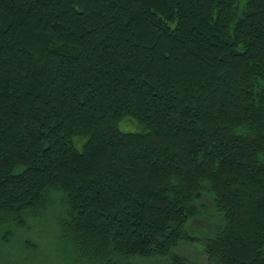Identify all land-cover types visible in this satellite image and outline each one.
<instances>
[{
	"label": "trees",
	"instance_id": "obj_1",
	"mask_svg": "<svg viewBox=\"0 0 264 264\" xmlns=\"http://www.w3.org/2000/svg\"><path fill=\"white\" fill-rule=\"evenodd\" d=\"M50 210L67 264H264V0H0V264Z\"/></svg>",
	"mask_w": 264,
	"mask_h": 264
},
{
	"label": "rangeland",
	"instance_id": "obj_2",
	"mask_svg": "<svg viewBox=\"0 0 264 264\" xmlns=\"http://www.w3.org/2000/svg\"><path fill=\"white\" fill-rule=\"evenodd\" d=\"M119 127L123 131H135L138 128L134 121L128 119L122 120ZM201 201L205 203V206L201 207L204 209V213L199 212L194 215L188 220L186 227L197 235H208L216 224L212 217L214 212L205 196L202 197ZM15 234L16 249L8 258L11 263L67 264L58 251L55 213L53 211L50 210L31 219L28 228H17ZM7 256L0 251L1 258H7ZM205 262L206 256L200 243L179 240L171 253L161 257L138 258L134 264H200Z\"/></svg>",
	"mask_w": 264,
	"mask_h": 264
}]
</instances>
